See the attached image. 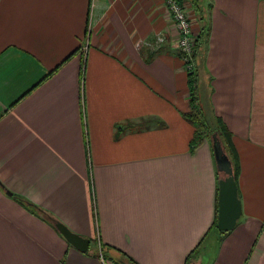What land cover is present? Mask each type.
Returning <instances> with one entry per match:
<instances>
[{
	"label": "crops",
	"instance_id": "obj_1",
	"mask_svg": "<svg viewBox=\"0 0 264 264\" xmlns=\"http://www.w3.org/2000/svg\"><path fill=\"white\" fill-rule=\"evenodd\" d=\"M180 2L239 157L236 227L165 0H0V264H264V0Z\"/></svg>",
	"mask_w": 264,
	"mask_h": 264
},
{
	"label": "water",
	"instance_id": "obj_2",
	"mask_svg": "<svg viewBox=\"0 0 264 264\" xmlns=\"http://www.w3.org/2000/svg\"><path fill=\"white\" fill-rule=\"evenodd\" d=\"M212 147L217 169L222 174L219 179L217 228L221 232H228L236 227L242 216V202L239 197L233 162L216 132L212 134ZM54 224L73 247L83 253L89 250L90 239L73 232L61 221L54 220ZM124 264L134 263L125 262Z\"/></svg>",
	"mask_w": 264,
	"mask_h": 264
},
{
	"label": "trees",
	"instance_id": "obj_3",
	"mask_svg": "<svg viewBox=\"0 0 264 264\" xmlns=\"http://www.w3.org/2000/svg\"><path fill=\"white\" fill-rule=\"evenodd\" d=\"M204 45V34L202 37H198L194 45L193 62L195 67L193 71L189 72V87H190V111L186 114V118L191 122L195 128V135L193 139V144H200L205 139L212 141V134L217 133L218 137L223 143V146L228 153L230 159L233 162L235 178L238 184V177L240 172L239 157L237 150L233 142V135L228 129L224 121L214 114L211 107L206 106L202 102V97L200 93L199 81H200V71L199 65L196 64L197 59L201 55V51ZM180 55L183 57V53ZM217 228V221L215 223ZM218 229V228H217ZM224 233V232H222ZM102 256H105V252L102 250ZM129 263H133L130 258L126 260ZM125 261V262H126ZM135 264V263H134Z\"/></svg>",
	"mask_w": 264,
	"mask_h": 264
},
{
	"label": "built area",
	"instance_id": "obj_4",
	"mask_svg": "<svg viewBox=\"0 0 264 264\" xmlns=\"http://www.w3.org/2000/svg\"><path fill=\"white\" fill-rule=\"evenodd\" d=\"M169 18L174 22L178 30L177 48L183 53V60L188 71L194 70L193 62L194 45L191 22L185 7L180 0H165ZM164 38L158 36V43H162Z\"/></svg>",
	"mask_w": 264,
	"mask_h": 264
},
{
	"label": "rangeland",
	"instance_id": "obj_5",
	"mask_svg": "<svg viewBox=\"0 0 264 264\" xmlns=\"http://www.w3.org/2000/svg\"><path fill=\"white\" fill-rule=\"evenodd\" d=\"M190 72V71H189Z\"/></svg>",
	"mask_w": 264,
	"mask_h": 264
}]
</instances>
